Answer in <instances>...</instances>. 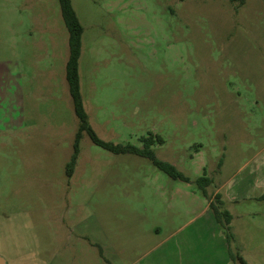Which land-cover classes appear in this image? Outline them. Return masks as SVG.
<instances>
[{
    "label": "rangeland",
    "instance_id": "374dc122",
    "mask_svg": "<svg viewBox=\"0 0 264 264\" xmlns=\"http://www.w3.org/2000/svg\"><path fill=\"white\" fill-rule=\"evenodd\" d=\"M70 1L89 126L113 144L141 147L153 136L154 155L189 181L84 133L67 178L78 121L58 1L0 0V257L195 264L214 256L215 228L225 236L208 207L218 193L223 210L246 213L230 226L232 249L264 264V202L255 199L264 178V0ZM240 196L249 200H233Z\"/></svg>",
    "mask_w": 264,
    "mask_h": 264
},
{
    "label": "trees",
    "instance_id": "16d2710c",
    "mask_svg": "<svg viewBox=\"0 0 264 264\" xmlns=\"http://www.w3.org/2000/svg\"><path fill=\"white\" fill-rule=\"evenodd\" d=\"M60 10L61 19L67 30L68 34V58L65 64V80L68 87V93L71 99L74 115L78 121L77 129L74 134V140L72 145V154L69 158V161L65 167V175L69 178L73 172L76 159L79 154L78 143L81 135L84 133L89 138L90 142L108 152H111L115 155H136L142 158L149 160L156 168L164 172L172 179L182 180L184 182L189 181L187 177L182 175L180 172L169 165L166 162L159 160L150 146L153 145V136H148L146 138H141V147H136L131 144H113L110 142H105L99 139L94 131L88 124L87 115L83 108V102L80 94L79 88V75H78V60L81 50V34L82 28L76 17V14L71 6L70 0H57ZM183 1V0H179ZM231 3L237 5L243 4L244 0H229ZM158 140V139H157ZM159 141V140H158ZM161 142V141H159ZM202 191V194L207 198L205 188L210 184V180L204 176L200 177L196 181ZM208 207L212 210L213 214L216 217V221L219 226H221L227 244L233 240V235L230 231V222L232 220L231 214L227 210H223V202L220 199V195L216 193L212 199H209ZM228 256L230 261L233 264H247L242 255L238 251L231 250L228 248Z\"/></svg>",
    "mask_w": 264,
    "mask_h": 264
},
{
    "label": "crops",
    "instance_id": "0c3cea01",
    "mask_svg": "<svg viewBox=\"0 0 264 264\" xmlns=\"http://www.w3.org/2000/svg\"><path fill=\"white\" fill-rule=\"evenodd\" d=\"M67 44H68V42H67ZM67 58H68V56H67ZM66 61H67V59H66ZM65 64H66V62H65ZM64 79H65V65H64ZM65 82H66V80H65ZM258 187H259L260 191L262 190V192H261V194L259 196H256L255 199L263 200V202H264V178H259ZM232 192H233L232 194L236 195V191L235 190H233ZM229 195H230L229 193H226L227 202H230V200H231V197H229ZM233 200H238V202H242V201L249 200V198L244 197V196H240V198L233 199ZM231 210H232V212L234 211L233 209H231ZM229 213L232 216V220L230 222V226L233 224L235 219L237 220L238 218H241V219L244 220V217L246 215V213H244V212L242 214H240L238 212H233V213L229 212ZM250 214H252V212L247 213V215H250ZM257 215H259V213ZM263 226H264V224H263ZM214 231L215 232H213V235H214V237H216V239H214L215 240L214 241V243H215L214 244L215 245V247H214V256L212 258H203V259H200V260H196L195 264H233L230 261L229 257H228V248H230L231 250L235 249V248L232 247V244L234 242V235H235L234 231L232 230L233 240L230 242V244H227V242L225 240V236H223V234L221 236L218 235V231H219L218 228H215ZM241 244H242V247H244L243 241L241 242ZM253 254H254V252L248 251V253H247V252H244L242 250V254L241 255L244 258V260L246 261V263L250 264L251 260L252 261L256 260L255 258L260 255V254H258V255L253 256ZM249 258H250V260H249ZM263 260L264 259H262V261ZM257 262L260 263L261 261L257 260Z\"/></svg>",
    "mask_w": 264,
    "mask_h": 264
},
{
    "label": "water",
    "instance_id": "95a60500",
    "mask_svg": "<svg viewBox=\"0 0 264 264\" xmlns=\"http://www.w3.org/2000/svg\"><path fill=\"white\" fill-rule=\"evenodd\" d=\"M0 264H7L6 261L2 257H0Z\"/></svg>",
    "mask_w": 264,
    "mask_h": 264
}]
</instances>
